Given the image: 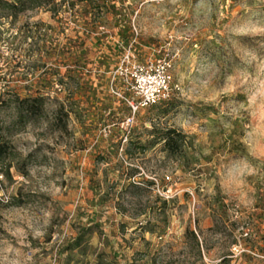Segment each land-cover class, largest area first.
I'll use <instances>...</instances> for the list:
<instances>
[{"label": "rangeland", "instance_id": "1", "mask_svg": "<svg viewBox=\"0 0 264 264\" xmlns=\"http://www.w3.org/2000/svg\"><path fill=\"white\" fill-rule=\"evenodd\" d=\"M0 127V264H264V0H0Z\"/></svg>", "mask_w": 264, "mask_h": 264}, {"label": "built area", "instance_id": "2", "mask_svg": "<svg viewBox=\"0 0 264 264\" xmlns=\"http://www.w3.org/2000/svg\"><path fill=\"white\" fill-rule=\"evenodd\" d=\"M169 63L164 60L149 64L135 65L132 75V87L138 94L137 99L131 102L135 110L140 107L152 106L161 103L170 94Z\"/></svg>", "mask_w": 264, "mask_h": 264}, {"label": "trees", "instance_id": "3", "mask_svg": "<svg viewBox=\"0 0 264 264\" xmlns=\"http://www.w3.org/2000/svg\"><path fill=\"white\" fill-rule=\"evenodd\" d=\"M13 6V3H10ZM29 110V108H27ZM171 134L173 135H178L179 133H177V131L175 129H170L167 133V138H168V142L167 144L169 145V141H171L173 139V137H171ZM13 155V151H12V146L11 144L6 141L3 138V135L1 134V127H0V174L2 176H9V170L12 167L11 164V157Z\"/></svg>", "mask_w": 264, "mask_h": 264}, {"label": "clouds", "instance_id": "4", "mask_svg": "<svg viewBox=\"0 0 264 264\" xmlns=\"http://www.w3.org/2000/svg\"><path fill=\"white\" fill-rule=\"evenodd\" d=\"M251 169L247 167V164L245 162V166H244V171H241L240 175H241V178L243 179L244 175H245V172H247V174H251Z\"/></svg>", "mask_w": 264, "mask_h": 264}]
</instances>
